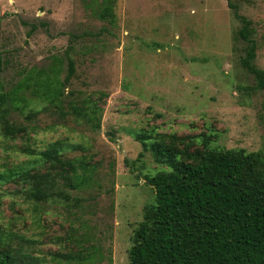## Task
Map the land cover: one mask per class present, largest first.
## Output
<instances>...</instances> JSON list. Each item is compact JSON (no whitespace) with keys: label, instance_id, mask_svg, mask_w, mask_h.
<instances>
[{"label":"rangeland","instance_id":"rangeland-1","mask_svg":"<svg viewBox=\"0 0 264 264\" xmlns=\"http://www.w3.org/2000/svg\"><path fill=\"white\" fill-rule=\"evenodd\" d=\"M232 1L252 20L254 64L264 69V0ZM98 3L0 0V86L37 70L56 69L63 80L71 61L69 98L101 109L93 130L27 91L24 112L35 116L13 111L10 119L28 128L14 140L0 135V172L36 164L22 146L42 151L56 140L62 155L90 170L68 201L35 202L24 197L26 186L0 181V228L13 232L15 244L32 240L37 264H64L51 254L75 252L82 234L102 252L97 264H127L131 233L154 199L144 177L166 169L137 132L204 133L214 147L259 151L264 159V89L240 65L243 44L233 39L240 24L226 0H116L112 22L97 18Z\"/></svg>","mask_w":264,"mask_h":264},{"label":"trees","instance_id":"trees-1","mask_svg":"<svg viewBox=\"0 0 264 264\" xmlns=\"http://www.w3.org/2000/svg\"><path fill=\"white\" fill-rule=\"evenodd\" d=\"M115 1L100 0L97 18L114 21ZM226 1L240 24L233 37L243 44L240 65L253 76L255 88L264 89V69L254 64L257 46L252 20L240 13L232 0ZM5 63L0 49V73ZM73 73L69 61L63 80L56 69L37 70L6 88L0 86V135L14 140L28 128L10 119L13 111L24 114L27 120L35 116L24 112L31 99L25 96L27 91L47 102L61 118L70 114L93 130L99 129L101 109L97 104L91 100L79 104L69 98L72 91L65 85ZM134 138L166 169L144 177L154 191V199L143 207L142 219L131 233L127 264H264V159L259 151L214 147L204 133L179 136L152 129L137 132ZM60 143L56 140L42 151L29 145L17 149L33 156L38 164L4 169L0 181L26 186L24 197L35 202L68 201L69 190L88 183L90 170L81 158L62 155L57 150ZM197 144L201 146L195 147ZM43 168L45 171H41ZM12 234L0 228V264H37L38 258L28 253L33 241L20 239L15 244ZM74 240L79 249L55 251L52 260L64 264L103 261L98 246L85 245V234Z\"/></svg>","mask_w":264,"mask_h":264}]
</instances>
